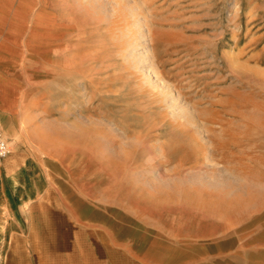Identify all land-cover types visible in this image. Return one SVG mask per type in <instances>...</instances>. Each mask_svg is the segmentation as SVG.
<instances>
[{
  "label": "rangeland",
  "instance_id": "1",
  "mask_svg": "<svg viewBox=\"0 0 264 264\" xmlns=\"http://www.w3.org/2000/svg\"><path fill=\"white\" fill-rule=\"evenodd\" d=\"M0 42L41 138L164 208L161 263L264 264V0H0Z\"/></svg>",
  "mask_w": 264,
  "mask_h": 264
},
{
  "label": "crops",
  "instance_id": "2",
  "mask_svg": "<svg viewBox=\"0 0 264 264\" xmlns=\"http://www.w3.org/2000/svg\"><path fill=\"white\" fill-rule=\"evenodd\" d=\"M4 50L0 42L3 59ZM7 67L0 63V126L10 147L0 163V264H164L178 242L158 228L164 208L100 170L71 167L82 158L41 138Z\"/></svg>",
  "mask_w": 264,
  "mask_h": 264
},
{
  "label": "built area",
  "instance_id": "3",
  "mask_svg": "<svg viewBox=\"0 0 264 264\" xmlns=\"http://www.w3.org/2000/svg\"><path fill=\"white\" fill-rule=\"evenodd\" d=\"M10 147L0 126V163L9 155Z\"/></svg>",
  "mask_w": 264,
  "mask_h": 264
},
{
  "label": "bare ground",
  "instance_id": "4",
  "mask_svg": "<svg viewBox=\"0 0 264 264\" xmlns=\"http://www.w3.org/2000/svg\"><path fill=\"white\" fill-rule=\"evenodd\" d=\"M135 13V12H134ZM139 14V13H138ZM132 15V14H131ZM114 16V15H113ZM114 19V18H113ZM32 20V19H31ZM30 20V21H31ZM140 21V20H139ZM57 22V21H56ZM51 23V22H50ZM58 23V22H57ZM6 24V23H5ZM137 24V23H136ZM141 24V23H140ZM137 26V25H136ZM144 26V25H143ZM30 27V26H29ZM134 30H135V28H134ZM148 31V30H147ZM142 32V31H141ZM78 33H80V31L78 32ZM132 33H133V31H132ZM138 33V32H137ZM129 34V33H128ZM81 35V34H80ZM120 35V34H119ZM148 36V35H147ZM124 37V36H123ZM134 37V36H133ZM78 38V37H77ZM145 38V37H144ZM80 39H81V37H80ZM84 39V38H83ZM82 39V40H83ZM62 40V39H61ZM125 40V39H124ZM132 41V40H131ZM148 41V40H147ZM67 42V41H66ZM144 42V41H143ZM20 43V42H19ZM130 43V42H129ZM128 44V43H127ZM136 45V44H135ZM126 46V45H125ZM77 47V46H76ZM129 47V46H128ZM132 47H134V46H132ZM89 48V47H88ZM104 48V47H103ZM79 49H81V47L79 48ZM126 49V48H125ZM87 51H88V49H87ZM134 51V50H133ZM147 53H148V50H147ZM43 56V55H42ZM85 56V55H84ZM130 56H132L131 54H130ZM35 57V56H34ZM140 57V56H139ZM58 58H59V56H58ZM76 58V57H75ZM130 59V58H129ZM146 59V58H145ZM148 59V58H147ZM150 59V58H149ZM62 60V59H61ZM127 60H128V58H127ZM140 61V60H139ZM73 62V61H72ZM153 63V62H152ZM58 64V63H57ZM76 64V63H75ZM139 64V63H138ZM144 64V63H143ZM69 65V64H68ZM153 65H155V64H153ZM75 66V65H74ZM149 66V65H148ZM72 67V66H71ZM70 67V68H71ZM132 68H134V69H136L137 68V66H136V64L135 65H133L132 66ZM72 69V68H71ZM143 72V71H142ZM142 74V73H141ZM144 76V75H143ZM157 76V75H156ZM151 78V77H150ZM148 83V82H147ZM151 84V83H150ZM152 86V85H151ZM164 86V85H163ZM66 88V87H65ZM151 88V87H150ZM166 88V87H165ZM157 89V88H156ZM162 91V90H161ZM75 92V91H74ZM163 92V91H162ZM167 92V91H166ZM167 94V93H166ZM166 97H167V95H166ZM57 99V98H56ZM7 139V138H6Z\"/></svg>",
  "mask_w": 264,
  "mask_h": 264
}]
</instances>
